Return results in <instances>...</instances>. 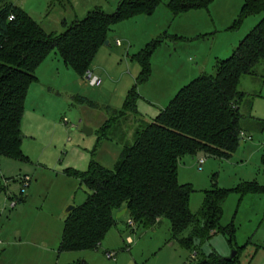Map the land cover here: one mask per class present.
Masks as SVG:
<instances>
[{"label":"rangeland","instance_id":"obj_1","mask_svg":"<svg viewBox=\"0 0 264 264\" xmlns=\"http://www.w3.org/2000/svg\"><path fill=\"white\" fill-rule=\"evenodd\" d=\"M160 1L151 16H136L110 29L108 45L98 49L91 64L90 74L100 79V87L66 67L55 52L38 67L20 124L26 160L0 157V264H194L210 254L229 259L234 253L232 264H264V194L232 193L225 200L220 226L235 228L231 244L218 232L188 249L172 238L168 221L145 228L129 225L125 215L97 250L59 252L66 211L80 207L87 193L66 170L84 172L92 161L112 170L135 130L149 124L199 73L212 74L216 62L227 59L263 17H249L231 29L240 13L239 0H212L207 9L176 17L168 11L167 0ZM119 2L0 0V7L12 4L46 33L61 34L63 23L82 20L95 9L111 14ZM157 40L150 77L139 84L136 56ZM133 89L139 96L137 116L125 113L103 137L100 129L123 112ZM238 91L244 95L239 104L244 140L232 157L213 159L198 152L179 161L178 182L193 187L189 209L195 216L214 183L225 190L248 182L264 186V62L254 68V75L241 78ZM84 126L92 130L90 136L82 133Z\"/></svg>","mask_w":264,"mask_h":264},{"label":"trees","instance_id":"obj_2","mask_svg":"<svg viewBox=\"0 0 264 264\" xmlns=\"http://www.w3.org/2000/svg\"><path fill=\"white\" fill-rule=\"evenodd\" d=\"M240 13L231 26L237 29L254 16H263L232 54L218 61L212 74L200 75L182 87L144 128H137L131 144H124L112 170L90 162L84 172L66 170L86 190L84 203L64 223L59 252L97 250L115 224V215L126 209L130 222L153 228L161 220L170 224L172 238L191 249L195 241L205 242L220 232L231 244L235 228L220 226L222 206L232 193L241 197L264 194L256 182L242 183L229 190L212 188L204 192L200 213L190 212L194 189L178 182L179 161L198 152L213 159H229L244 140L240 126L238 91L242 77L254 75L264 62V0H239ZM160 0H120L115 12L90 11L82 20L63 23L61 34L46 33L24 11L5 4L0 7V157L26 160L21 150L20 129L24 104L30 87L37 83L36 71L51 52L79 76L90 73L98 49L107 42L110 29L136 16H151ZM212 0H167L174 16L207 9ZM14 20L9 21V17ZM160 45L157 40L136 56L141 66L139 84L151 74L150 57ZM133 89L126 97L123 112L103 125L100 133L125 113L137 116ZM106 138V137H105ZM264 167V150L261 156ZM189 231L185 237L184 234ZM237 256V253L235 257ZM234 257V258H235ZM210 254L194 264H232L233 260ZM194 259V258H193Z\"/></svg>","mask_w":264,"mask_h":264},{"label":"built area","instance_id":"obj_3","mask_svg":"<svg viewBox=\"0 0 264 264\" xmlns=\"http://www.w3.org/2000/svg\"><path fill=\"white\" fill-rule=\"evenodd\" d=\"M8 20H9V21L14 20V16H10ZM86 79L89 81V83H90V85H91L92 87L97 88V87H100V86H101V81H100V79H98V78H96V77H92V75H91L90 73H87V74H86ZM203 163H204L203 161H200V162H199V165H202ZM26 182H29V180H26ZM129 225L132 226V222L129 221ZM128 242H131L130 239H128ZM108 258H113V256H112L111 254H108Z\"/></svg>","mask_w":264,"mask_h":264},{"label":"water","instance_id":"obj_4","mask_svg":"<svg viewBox=\"0 0 264 264\" xmlns=\"http://www.w3.org/2000/svg\"><path fill=\"white\" fill-rule=\"evenodd\" d=\"M104 45L107 46V45H108V42H105ZM82 133L85 134L86 136H90V135L92 134V130L84 126V127L82 128ZM22 201H23V200H22ZM74 209H75V208H73V207L68 208V210L66 211V215H69ZM124 214H125V210H122V211H120L118 214H116L115 218H116V219H119V218H121ZM235 255H236V253H234V254H233L229 259H227V260H232V259L235 257Z\"/></svg>","mask_w":264,"mask_h":264},{"label":"crops","instance_id":"obj_5","mask_svg":"<svg viewBox=\"0 0 264 264\" xmlns=\"http://www.w3.org/2000/svg\"><path fill=\"white\" fill-rule=\"evenodd\" d=\"M259 21H260V20H259ZM258 23H259V22H258ZM258 23H257V24H258ZM255 26H256V25H255ZM255 26H254V27H255ZM252 28H253V27H252ZM252 28H251V29H252ZM251 29H250V30H251ZM250 30H249V31H250ZM249 31H248V32H249ZM248 32L246 33V35L248 34ZM246 35H245V36H246ZM245 36H244V37H245ZM244 37H243V38H244ZM243 38H242V40H243ZM242 40H241V41H242ZM241 41H240V42H241ZM240 42H239V43H240ZM238 45H239V44H238ZM223 58H224V57H223ZM221 60H224V59H220V61H221ZM217 62H218V61H217ZM217 62H216V64H217ZM204 74H205L204 72L199 73L198 77H199L200 75H204ZM32 86H33V85H32ZM32 86H31V87H32ZM31 87H30V88H31ZM183 87H184V86H183ZM173 98H174V97H173ZM173 98H172V99H173ZM172 99H171V100H172ZM171 100H170V101H171ZM169 103H170V102H169ZM121 150H122V149H121ZM121 150H120V152H121ZM119 154H120V153H119ZM124 210H125V214H124L123 216H125V215L127 216V215H128V212H127L126 209H124ZM117 214H118V213H117ZM115 216H116V215H115ZM123 216H122V217H123ZM115 219H116V218H115ZM119 219H120V218H119ZM116 220H118V219H116ZM128 239H129V238H128Z\"/></svg>","mask_w":264,"mask_h":264}]
</instances>
